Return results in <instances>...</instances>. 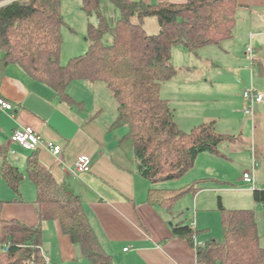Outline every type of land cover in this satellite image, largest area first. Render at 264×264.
Listing matches in <instances>:
<instances>
[{
	"label": "trees",
	"instance_id": "16d2710c",
	"mask_svg": "<svg viewBox=\"0 0 264 264\" xmlns=\"http://www.w3.org/2000/svg\"><path fill=\"white\" fill-rule=\"evenodd\" d=\"M108 3L114 8L106 11ZM82 8L95 15V22L87 25L88 49L62 65L61 0H0V74L5 66L18 65L77 110L84 102L68 93L71 82L103 83L116 106L110 127L127 128L120 143L132 150L137 171L151 184L180 178L199 153H218L221 143L234 139L217 131L213 122L182 130L161 88L177 72L171 64L172 46L179 44L198 56L201 47H220L233 36L241 8L237 0H82ZM149 17L157 21L155 32L145 28ZM37 151L27 156L25 173L6 159L1 164L2 179L15 193L24 177L35 185L38 224L29 226L0 214V243L7 245L6 250L0 248V264H51L41 247V223L48 219L59 221L90 264H115L92 228L80 195L40 163ZM202 187L201 180L180 188L152 187L147 202L171 212L176 201ZM253 199L263 204L264 189L253 188ZM219 212L222 237L196 246V264H264L255 211L228 209L219 202ZM172 232L193 244L194 231L184 220L174 223Z\"/></svg>",
	"mask_w": 264,
	"mask_h": 264
},
{
	"label": "crops",
	"instance_id": "0c3cea01",
	"mask_svg": "<svg viewBox=\"0 0 264 264\" xmlns=\"http://www.w3.org/2000/svg\"><path fill=\"white\" fill-rule=\"evenodd\" d=\"M141 1L149 4L166 0ZM237 1L241 8L233 30L234 39L222 42L232 56L226 60L227 67L238 66L235 73L242 76L244 65L253 64L255 76L253 70L252 74L250 71L249 83L259 90L263 100L254 103L253 115L246 114L244 109L248 101L243 97L245 101L242 102L243 98L238 96L241 84L237 80L240 77L217 76L213 79L217 69L211 73L212 77L177 80L174 75L162 86L161 96L168 100L170 106V97L175 92L172 87L174 81L181 83L180 100L195 104L198 99L210 102L202 112L197 106L180 104L184 124L176 118L175 121L182 130L213 122L217 131L234 137L232 141L221 143L218 153H199L193 167L186 172L189 177L185 180L187 184L178 185V178L172 186L151 184L137 171L132 150L120 143L126 127L111 128L112 123H100L95 118L98 114L76 110L61 102L50 87L31 78L20 66H5L0 74V96L11 102L13 108L9 111L0 109L1 217L17 219L29 226L38 224L33 182L24 177L18 193H15L1 176L4 159L25 173L26 158L32 152L29 150L17 155L13 149V159L4 152L3 146L16 145L10 142V136L18 125L30 126L45 140L61 146L58 156L38 149L39 161L50 168L57 179L70 183L80 195L92 228L115 264H196V246L211 239L213 234L208 218L211 211L217 214L219 202L228 209L255 211L259 204L253 199V187L264 189V0ZM238 37L240 40L243 37L242 47L237 45ZM251 44L254 56H251L253 62L250 64L246 52ZM208 81L211 82L210 89L203 85ZM172 108L176 116L175 108ZM80 156L90 159L87 171L74 174L64 168V165L71 166ZM192 170L195 175L188 176ZM250 171L253 187L242 180V174ZM196 180H201L203 187L194 194L181 197L171 212L147 202L149 188H180ZM184 198L187 202L183 206ZM192 205L196 207V218L188 223L194 227L193 244L172 232L173 224L186 217L182 215L183 210ZM260 205L263 208L259 210L264 209V205ZM255 215L259 233V230H264V210L259 214L255 212ZM41 229L42 251L51 264H90L80 245L63 233L58 220H44ZM260 238L259 233V243L264 248ZM125 247L128 249L124 250Z\"/></svg>",
	"mask_w": 264,
	"mask_h": 264
},
{
	"label": "rangeland",
	"instance_id": "374dc122",
	"mask_svg": "<svg viewBox=\"0 0 264 264\" xmlns=\"http://www.w3.org/2000/svg\"><path fill=\"white\" fill-rule=\"evenodd\" d=\"M5 2V1H3ZM108 7L111 9L114 8L109 3L106 6V11L108 10ZM61 14H62V20L63 24L61 26V36H62V43L60 47V53H59V62L60 64L64 65L67 63V61L74 57L81 54H84L88 49V41L86 39L87 36V25L88 22H95V15L88 14L86 11L82 8V0H61ZM109 14V11H108ZM239 16V14H238ZM236 16V17H238ZM145 28L148 32H155L157 31L158 25L157 21L154 17H149L145 21ZM236 32V29H235ZM240 37V36H239ZM238 37L237 45L243 46L244 41L243 37L240 40ZM234 38H230L228 40H233ZM109 40V38L107 39ZM226 43V41H225ZM252 47L251 45H248ZM247 58L250 61V64L253 62L251 60V56L246 52ZM231 55L228 53V49L226 48V45L222 47H218L216 45H206L199 49L198 56H195L194 54L190 53L186 49H184L181 45L177 44L172 46L171 49V64L177 68V72L175 74V78L178 79H185L187 77L192 78H199V77H212L213 74H211L215 69L218 72L214 75L213 79H217L218 77H240L237 80V83L239 81L240 90H238V96L243 98V92L245 90L250 89L252 86L256 91L259 92V90L254 87V85L249 83L250 79V71L252 74L253 67L252 65H244L245 67L242 69V76L241 73H235L238 69V66L235 68L227 67L228 64L226 63V60L231 59ZM234 62L237 61V59H233ZM247 61V60H246ZM218 65L219 68H215V65ZM254 76H255V70H253ZM208 75V76H207ZM231 81V80H229ZM173 90L175 91L173 93V96L170 97V103L171 106L175 108L176 111V121L179 123H183L182 121V113L180 111V104L186 105V106H197L199 111L202 112L204 108L210 104L209 101L206 99H198V102L192 103V101H182L179 99V88L181 87V83L178 81L172 82ZM246 84V85H245ZM205 87L210 89L211 82L208 81L207 83L203 84ZM203 86V87H204ZM220 88H223L222 86H219ZM200 88V87H199ZM224 88L227 89L226 84L224 85ZM67 91L69 94L72 95V97L77 101H83L84 102V108L80 109L84 112H92V114H98L95 115V118L102 123V124H111L112 121L115 119L116 115V106L115 101L112 98L109 91L106 89L103 83L97 82V83H87L83 81H73L68 86ZM166 95L165 89H163V96ZM195 96V94H194ZM263 96V95H262ZM263 100V99H262ZM245 99H242V102H244ZM240 102V101H239ZM241 104L243 105V103ZM251 102L247 103V107L251 109V113H247L248 115H253L254 113V104L252 106ZM244 111H246V108ZM76 109V108H74ZM77 110V109H76ZM125 127V126H120ZM183 129H188L189 127H182ZM4 152L6 151L7 157L9 159H13V156L15 153L18 155L23 152H28L29 150L23 149L18 144H14L12 147L3 146ZM14 149V152L12 153L11 150ZM188 176L195 175V172L193 170L188 172ZM177 179V178H176ZM180 182L178 185H181L182 183L187 184L185 180H188L186 173L185 176H181ZM175 179L173 180H167L159 182L162 186L166 185H173ZM236 185H239L240 183H235ZM190 197V196H187ZM184 198V201L182 200L183 206L186 205L187 199ZM264 205V203L262 204ZM263 208L260 204L258 207H256L255 212L259 214V210ZM215 211H211V215L209 216V224H210V231L213 235H211L212 239L220 240L222 237V224H221V218H220V212L217 211V214H214ZM186 215V217H183V220L185 223H188L189 220H192L194 222L196 218V207L190 206L188 210L184 209L183 214ZM260 233V239L262 241L261 244H264V230H259ZM215 234V235H214ZM216 236V237H215Z\"/></svg>",
	"mask_w": 264,
	"mask_h": 264
},
{
	"label": "built area",
	"instance_id": "2783aa9c",
	"mask_svg": "<svg viewBox=\"0 0 264 264\" xmlns=\"http://www.w3.org/2000/svg\"><path fill=\"white\" fill-rule=\"evenodd\" d=\"M247 53L249 55L253 54V47L248 46ZM243 97L251 102L252 106L255 102H260L263 99V96L260 92L256 91L252 86L250 89L245 90L243 92ZM13 105L11 102L5 100L0 96V109L4 111L12 110ZM247 113H251V109L249 107L246 108ZM10 142L21 145L22 147L35 151L38 149H45L50 151L53 155L58 156L61 152V146L55 144L51 141L45 140L41 134L34 130L30 126L18 125L16 126L10 136ZM13 152V151H12ZM90 167V159L85 156L78 157L71 166L64 165V168L70 170L72 173L76 174L79 172L87 171ZM242 180L248 184H251L253 187V174L252 172H244L242 174ZM254 188V187H253ZM192 230H194L193 224H190ZM0 248L3 250L7 249L6 244L0 243ZM128 247H125L124 250H127ZM46 262L49 261L48 258L45 259Z\"/></svg>",
	"mask_w": 264,
	"mask_h": 264
}]
</instances>
